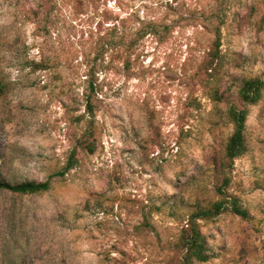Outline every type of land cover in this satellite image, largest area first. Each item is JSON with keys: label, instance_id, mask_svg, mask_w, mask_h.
Masks as SVG:
<instances>
[{"label": "rangeland", "instance_id": "374dc122", "mask_svg": "<svg viewBox=\"0 0 264 264\" xmlns=\"http://www.w3.org/2000/svg\"><path fill=\"white\" fill-rule=\"evenodd\" d=\"M255 76L264 0H0V176L52 182L0 189V264H169L223 174L248 216L200 220L202 264H264V97L221 169Z\"/></svg>", "mask_w": 264, "mask_h": 264}, {"label": "trees", "instance_id": "16d2710c", "mask_svg": "<svg viewBox=\"0 0 264 264\" xmlns=\"http://www.w3.org/2000/svg\"><path fill=\"white\" fill-rule=\"evenodd\" d=\"M219 41L217 42V46ZM132 45H130L131 47ZM211 61L219 59L217 51H211ZM10 85L3 78H0V97L9 92ZM264 97V77L255 76L242 81L239 89V103L232 104L227 109V116L234 125V130L228 138L224 150L221 169L226 170L231 167L234 161L242 156L247 150L246 123L249 116V106L258 104ZM92 102L88 100L90 112L94 113ZM67 168H72L71 165ZM64 174V172H61ZM230 182L227 174H223L222 181L218 185L221 198L207 207H200L194 211L183 225L176 242L174 254L169 264H202L209 260L207 238L201 229L200 220L213 219L225 210L233 211L244 217L248 216V210L242 205L237 197H232L230 201L226 197L225 186ZM52 188L51 179L43 181L23 180L10 182L0 176V189L10 191L15 194H43ZM231 204V205H229Z\"/></svg>", "mask_w": 264, "mask_h": 264}]
</instances>
